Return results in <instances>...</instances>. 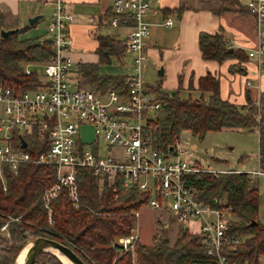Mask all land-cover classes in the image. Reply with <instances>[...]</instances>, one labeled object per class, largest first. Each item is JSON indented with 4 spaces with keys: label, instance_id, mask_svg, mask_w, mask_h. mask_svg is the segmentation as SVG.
I'll list each match as a JSON object with an SVG mask.
<instances>
[{
    "label": "trees",
    "instance_id": "trees-1",
    "mask_svg": "<svg viewBox=\"0 0 264 264\" xmlns=\"http://www.w3.org/2000/svg\"><path fill=\"white\" fill-rule=\"evenodd\" d=\"M220 1L235 6L238 12L248 13L246 6L239 5L237 0ZM181 10L179 8L178 12ZM225 10L221 7L212 12L219 14ZM28 28L25 26L5 38L0 37V83L13 91L34 88L40 83L38 68L30 67L32 72L25 75V67L43 66L54 57L52 43L46 35L23 38L22 34ZM96 40L98 62L76 65L78 87H87L97 93L125 92L122 75L98 72L100 64L123 59L126 54L123 40L108 35H99ZM197 42L205 61L221 63L230 58L238 61L248 58L241 50L229 52L221 32H201ZM238 72L244 71L238 69ZM150 87L155 99L161 102V107L149 120L154 127L155 146L161 153H171L169 148L182 131L190 132L199 140L208 132H257L258 163L264 171V92L258 102L252 101L246 92L244 105L233 104L220 96L219 81L209 73L197 80L198 99L181 98L180 86L173 92L162 91L158 84ZM188 90H194L191 82ZM204 93L208 94L206 99ZM4 176L5 183L0 180V264H14L29 238L37 237L50 238L68 246L84 264H215L214 259L205 255L202 238L184 228H180L173 245L169 244L165 228L160 236L153 237L151 245L136 240L133 251H125L117 245V238L130 234L132 214L146 201L135 187L124 189L116 181L112 185L104 184L99 190L91 170L80 167L76 171L80 206L73 208L62 190L50 202L52 223L48 224L41 198L54 179V167L26 165L21 166L17 174L5 173ZM187 181L200 203L216 208L222 202L232 210L235 220L230 224L229 233L240 237L241 242L225 252L227 261L230 264H258L260 257H264V227L258 221L257 180H252L245 172L231 170L197 172L190 174ZM34 264L63 263L54 254L43 252L35 258Z\"/></svg>",
    "mask_w": 264,
    "mask_h": 264
},
{
    "label": "built area",
    "instance_id": "built-area-1",
    "mask_svg": "<svg viewBox=\"0 0 264 264\" xmlns=\"http://www.w3.org/2000/svg\"><path fill=\"white\" fill-rule=\"evenodd\" d=\"M245 6L254 19L257 40V45L246 55L255 61L260 73L264 64V0H248ZM150 8L148 0L112 1L107 25L130 29L123 45L131 56L128 67L133 74L124 78L125 92L97 93L78 87L76 73L71 69L72 39L67 30L74 18L61 0L54 1V10L46 25L54 57L37 69L40 83L24 91H13L0 83V180L4 184L5 173L17 174L21 166L54 167V179L41 198L47 222L51 224L49 205L62 190L73 208L80 206L76 171L80 167L88 168L97 179L99 190L104 184L118 181L124 189L135 187L146 197L140 208L148 206L155 211L169 212L181 225L198 221V232L192 234L202 238L205 255L214 259L215 264H230L225 252L241 242L240 237L229 233L234 215L222 202L211 208L196 199L187 178L205 170L191 160L194 149L182 147L178 138L174 139L169 154L161 153L155 146L154 127L149 120L161 102L155 99L153 91H148L142 79L149 35L144 16ZM162 25L170 27L173 20L167 18ZM24 72L29 75L32 69L27 65ZM82 125L92 128L93 144L85 146L79 140ZM99 140L108 149L117 147L118 151L100 155ZM247 174L255 180L264 171L258 166ZM139 209L132 214L130 234L115 240L125 251H133L138 240L135 223Z\"/></svg>",
    "mask_w": 264,
    "mask_h": 264
},
{
    "label": "crops",
    "instance_id": "crops-1",
    "mask_svg": "<svg viewBox=\"0 0 264 264\" xmlns=\"http://www.w3.org/2000/svg\"><path fill=\"white\" fill-rule=\"evenodd\" d=\"M54 1L0 0L2 29L17 30L26 25L29 26L27 20L39 15V19L29 27L36 28L43 24L42 35H46L47 19L54 10ZM112 1L61 0L74 18L67 29L72 39L70 57L73 63L71 69L74 73L78 63L95 64L98 62V56L95 53L98 45L97 36L108 35L123 40L130 30L125 26L112 28L107 25V20L111 15ZM148 1L151 8L144 16L145 22L149 25L145 60L147 58V65L152 64L156 69L161 66L163 69L161 79H156L153 84H158L164 92H173L180 86L179 95L181 92H194L200 95V92L195 90L197 80L209 73L218 79L219 92L223 99L241 106L246 103L245 97L248 92L251 100L258 102L260 94L264 92V67L260 73H257L256 63L248 58L245 62H239L234 58L221 63L205 61L201 58L197 42L201 32L207 34L221 32L228 48L247 53L257 45L255 22L248 13L238 12L235 6L222 3L220 0ZM237 1L239 5L245 6L248 0ZM221 7L226 10L219 14L212 12ZM179 8L182 10L178 12ZM167 18L174 20L170 27L162 25ZM127 56L131 60L128 53L123 59ZM123 59L121 61L112 59L111 61L122 64ZM238 69H243L244 72L240 73ZM127 75L129 74L122 76L125 78ZM251 80L257 81V87L248 86ZM190 82L194 87L192 91L188 90ZM144 85L148 91H152L150 87L152 84L144 80ZM204 95L208 96L207 93ZM196 164L199 165V162L196 161Z\"/></svg>",
    "mask_w": 264,
    "mask_h": 264
},
{
    "label": "rangeland",
    "instance_id": "rangeland-1",
    "mask_svg": "<svg viewBox=\"0 0 264 264\" xmlns=\"http://www.w3.org/2000/svg\"><path fill=\"white\" fill-rule=\"evenodd\" d=\"M5 27L6 26H4V28ZM43 28V24L37 26L36 28H28L23 33V38L39 37L44 32ZM249 60L251 62L254 61L252 59ZM129 64L130 59L127 56L123 59L122 64L116 61H111V63H109L108 65L100 64L98 66V72L101 75L133 74L132 69L128 67ZM143 64V81L145 80L147 83L153 85L156 79H161V77L157 75V71L161 66L156 69L152 64L147 65V58ZM29 67H36L38 69H41L42 65H29ZM256 85V80L249 81L248 86H250L251 88L257 87ZM180 97H190L191 99H198L200 95L194 92H181ZM203 98L206 99V96L204 95ZM78 138L83 144H85V146L93 144L95 142L92 128L86 125L80 126ZM178 139L179 144L182 145V147H187V149H194V156L191 158V160L198 161L200 165L199 167L202 170H205V172H226L234 170L237 172L248 173L249 171L258 169L259 164L257 132L231 130L208 132L205 134L202 140H199L197 137L192 136L190 132L182 131L179 134ZM98 145V152L100 155H105L106 153H116L118 151L117 147H110V149H108V147L105 146V144L101 140H99ZM255 179L257 180L259 191L258 221L262 225V227H264V174L259 175ZM135 228H137L139 241L141 243L149 245L153 243V237L160 236L162 234L163 228H165L166 237H168L169 239V244L173 245L175 239H177L181 232L180 228H184L191 233H197L198 221H189L181 225L169 212H166L164 210L155 211L148 206H142L139 209V217L137 219V222L135 223ZM32 239L33 238H29L26 245H29ZM258 264H264V257H260Z\"/></svg>",
    "mask_w": 264,
    "mask_h": 264
},
{
    "label": "water",
    "instance_id": "water-1",
    "mask_svg": "<svg viewBox=\"0 0 264 264\" xmlns=\"http://www.w3.org/2000/svg\"><path fill=\"white\" fill-rule=\"evenodd\" d=\"M39 17H40L39 15H36L34 17L29 18L27 20L28 25L32 26L39 19ZM15 31H16V29H9V30L1 29L0 30V37L5 38ZM232 50H233L232 48H228L229 52H231ZM157 75L158 76L163 75L162 67H160L158 69ZM22 147H25V143H22ZM169 149L172 151V147H170ZM251 224L253 225L254 222H252ZM53 251L57 252L58 255L65 258L70 264H84V262L68 246H66V245H64V244H62L56 240L46 238V237H37V238H33L30 241L29 247H28V249L24 255V260H23L22 264H34L35 258L40 253H43V252H49V253H52L55 256H57ZM15 263H16V261H15Z\"/></svg>",
    "mask_w": 264,
    "mask_h": 264
},
{
    "label": "bare ground",
    "instance_id": "bare-ground-1",
    "mask_svg": "<svg viewBox=\"0 0 264 264\" xmlns=\"http://www.w3.org/2000/svg\"><path fill=\"white\" fill-rule=\"evenodd\" d=\"M28 247H29V245H27L23 250H21L22 252L20 251L21 253H19L18 256H17L16 259H15V261H16L15 264H22V263H23L24 255H25V253H26ZM51 251H52V250H51ZM53 252L57 255L56 257H58L59 260H60L63 264H70L65 258H63L62 256L58 255L57 252H55V251H53Z\"/></svg>",
    "mask_w": 264,
    "mask_h": 264
}]
</instances>
